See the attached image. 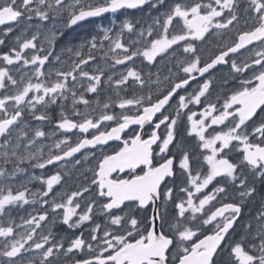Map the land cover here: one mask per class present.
Here are the masks:
<instances>
[{
  "label": "snow or ice",
  "instance_id": "obj_1",
  "mask_svg": "<svg viewBox=\"0 0 264 264\" xmlns=\"http://www.w3.org/2000/svg\"><path fill=\"white\" fill-rule=\"evenodd\" d=\"M0 264H264V0H0Z\"/></svg>",
  "mask_w": 264,
  "mask_h": 264
},
{
  "label": "flooded vegetation",
  "instance_id": "obj_2",
  "mask_svg": "<svg viewBox=\"0 0 264 264\" xmlns=\"http://www.w3.org/2000/svg\"><path fill=\"white\" fill-rule=\"evenodd\" d=\"M137 17H140L142 14L140 13H136L135 14ZM111 19V17H109L107 20L102 21L103 23L107 24L109 22V20ZM98 23H100L101 21H97ZM85 32V29H77L76 33H72L73 36L77 35V33H80L81 35H83ZM79 41H76V43H78ZM61 48L63 47V45L60 46ZM57 51H60V48L57 49ZM219 75V74H218ZM81 171H83V169H81ZM37 174H40V171L37 170ZM76 173L73 174V178L71 180H69V185H73L75 183H77L78 181L76 180ZM33 190H36V188L39 187V183L38 182H34V184L32 185ZM211 187V186H210ZM260 206L259 203V199H257V201H255L254 203L249 205V208L246 209V213L245 216L247 218V215L249 214V212L254 213ZM27 207V206H26Z\"/></svg>",
  "mask_w": 264,
  "mask_h": 264
}]
</instances>
